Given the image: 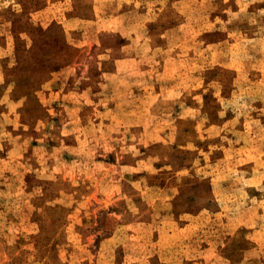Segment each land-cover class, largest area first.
Here are the masks:
<instances>
[{
	"label": "rangeland",
	"instance_id": "1",
	"mask_svg": "<svg viewBox=\"0 0 264 264\" xmlns=\"http://www.w3.org/2000/svg\"><path fill=\"white\" fill-rule=\"evenodd\" d=\"M0 264H264V0H0Z\"/></svg>",
	"mask_w": 264,
	"mask_h": 264
}]
</instances>
